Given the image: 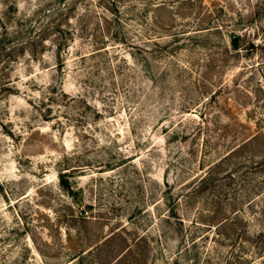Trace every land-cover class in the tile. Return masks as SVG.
<instances>
[{
    "label": "rangeland",
    "instance_id": "rangeland-1",
    "mask_svg": "<svg viewBox=\"0 0 264 264\" xmlns=\"http://www.w3.org/2000/svg\"><path fill=\"white\" fill-rule=\"evenodd\" d=\"M0 264H264V0H0Z\"/></svg>",
    "mask_w": 264,
    "mask_h": 264
},
{
    "label": "trees",
    "instance_id": "trees-1",
    "mask_svg": "<svg viewBox=\"0 0 264 264\" xmlns=\"http://www.w3.org/2000/svg\"><path fill=\"white\" fill-rule=\"evenodd\" d=\"M232 41H233V44L236 45V42H234L235 40H232ZM255 136H256V134L253 135V136H251L249 139L245 140L244 142H242V144H239L238 146H236V147L230 149L229 151H227L225 154H223V156H221V158H219L217 161L213 162V163L209 166V168H211V167L215 168L216 166H217V168H218V166H219V167H220V165L222 166V164H223L226 160H228V158H232L233 156H235V155H237V154H240V153H239L240 150H242V148L246 147V146L249 144L248 142H250V140H253V139L255 138ZM211 174H213V171H212V170H211V171H210V170H207V171L205 172V174H204L199 180H201V182H202V181L204 182V180H206V179L212 177ZM208 176H209V177H208ZM233 216H235V214H233ZM227 220H228V218H227V217H224L223 220L220 222V224H223V223H224L225 221H227ZM258 235H260V236L263 235V232L259 233Z\"/></svg>",
    "mask_w": 264,
    "mask_h": 264
}]
</instances>
